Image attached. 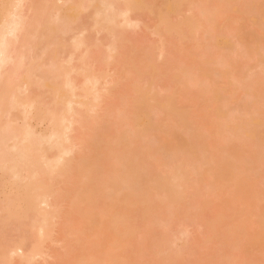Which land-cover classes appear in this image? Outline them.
<instances>
[{"label":"rangeland","instance_id":"rangeland-1","mask_svg":"<svg viewBox=\"0 0 264 264\" xmlns=\"http://www.w3.org/2000/svg\"><path fill=\"white\" fill-rule=\"evenodd\" d=\"M53 1L24 0L27 19L35 15L38 4L51 10ZM163 2L156 0L153 9L130 10L132 25L123 22L116 31L122 38H117L120 49L106 46L110 35L94 27L92 9L71 11L78 23L71 22L66 34L57 32L67 45L82 29L76 26H85V44L72 65L89 62L103 78L98 100L91 99L96 106L89 112L83 108L81 122L73 126L76 151L67 170L60 178L47 179L56 217L31 264H264V219L259 218L264 211V0H182L179 9L169 12L177 24L171 32L158 13L166 7ZM206 7L208 15L202 13ZM187 16L195 24L181 23ZM250 35L258 38L251 45ZM219 36L225 45L215 44ZM60 42L59 55L65 58L69 51ZM230 44L249 51L236 52ZM107 49L112 59H107ZM86 50L88 59L78 60ZM219 62L233 72L217 74ZM75 73L77 83H82L84 77ZM135 85L150 97L146 106L154 125L142 136L134 126L135 101L141 96ZM256 89L258 102L253 100ZM155 100L172 104L156 107ZM255 118L262 126L255 134H245ZM231 125L232 131L227 129ZM237 134L240 138L234 141ZM235 145L239 147L233 155ZM83 162L94 168L96 187L114 181L126 166L134 168L130 187L114 195L115 205L103 224L95 223L101 218L99 196L90 202L79 200L86 189V177L79 171ZM175 173L184 175L179 185L183 197L164 202L155 179ZM241 173L242 181L236 180L234 175ZM151 198L158 204L149 206ZM146 207L150 210L144 213ZM118 213L126 219L123 227L111 216ZM17 220L18 231L12 229L14 221L11 227L0 226L7 239L0 236V241L20 239L28 219ZM21 257L15 255L9 264H29Z\"/></svg>","mask_w":264,"mask_h":264},{"label":"bare ground","instance_id":"bare-ground-1","mask_svg":"<svg viewBox=\"0 0 264 264\" xmlns=\"http://www.w3.org/2000/svg\"><path fill=\"white\" fill-rule=\"evenodd\" d=\"M32 1L36 2V0ZM181 1L164 0L163 3L166 7L159 5L160 19L169 26L168 31L170 32L174 29L177 30V24L169 18V12L179 9ZM222 1L233 2V0ZM23 2L24 0H0V224L2 223L0 226L9 227V223L18 221L17 218L19 217H25L28 219L26 226H29L28 229L31 228V232L27 233L29 230L24 229L25 227L22 228L24 232L20 230L21 233L23 232L20 233V239L10 241V244L6 243L7 239L0 232L2 239L6 240L0 241V260L5 264L11 263L15 255L22 256L31 264L35 257L40 254L38 249L49 237L50 228L57 211L51 199V190L47 179L49 177V179L54 180L64 175L67 165L73 159L76 151V144L71 136L74 130L73 126L75 123L81 122L79 116H81L83 108L89 112L96 106L91 99L98 100L99 98L102 73L95 72V69L92 68L94 66H89V62L85 63L86 65L83 64L84 67L79 66L80 68L76 64L72 65L76 51L85 44L86 39L83 34L87 28L83 25H77L76 27H80V29L82 27V29L79 30L78 28L80 32L76 35L74 33V37L70 39L71 42L67 45H65L67 40L63 43V36H59L60 33L71 30L74 24L71 22L76 20L78 23L77 19L73 21V15H70V12L76 14L84 11V9H92L94 27L96 26L98 32L102 30L101 33L110 35L108 37L111 40L107 37L110 41L108 40L106 46L109 44V49L115 50L121 43L118 42V39L122 40V38H118L120 33L116 32L118 27L121 28L122 26L123 28V22L124 25L126 23L132 25L133 23L129 13L134 8L153 9L156 4V0H65V3L62 2L61 4L59 3L60 0H54L51 10L46 11L47 6L38 4V9H34L35 15L27 19ZM116 2L120 3L119 6ZM209 10L207 7L203 8L202 13L208 15ZM46 12L50 13L47 14ZM195 21L197 22V19ZM181 23L188 24V26L195 24L190 16L185 17ZM69 28L70 30H68ZM76 30L77 28L74 31ZM55 34H58V37ZM250 37L252 40L249 45L258 41L256 36L250 35ZM59 39H61L64 49L67 48L66 50L69 51L65 58L59 55L61 53L57 46L60 42H58ZM225 41L223 36H219L216 38L215 44L225 45ZM229 47L239 53L242 49L249 51V47L237 49L234 44H230ZM36 49H39L40 53H37ZM109 49H107L109 52L107 54L108 60L109 57L112 59V53ZM31 50H33V54ZM88 54L89 50L84 51L78 60H87ZM46 57L48 61L45 60L42 64L37 63V60L41 62ZM12 63H14L13 66ZM219 64L221 68L216 72L217 74L230 75L234 70L231 72L227 70L224 62H219ZM23 66L25 67L24 71L19 73ZM137 70L139 71V69ZM75 72L84 77L81 85L74 78ZM35 76H38V79ZM233 81L230 79V84H233ZM24 87L26 90L28 89L25 95L22 94L25 93ZM135 88L137 92H141V96L140 100L135 101L138 110L135 113L134 126L142 136V132L146 133V131L154 128L151 123L149 107L146 106V101L150 97H148L147 91L141 89L139 85H135ZM79 89H82V92H77ZM42 90L46 92H38ZM105 90L108 91L109 89L105 88ZM257 90L254 91L256 93V97L253 98L255 102L259 101L257 95L260 96V92H256ZM155 101L156 107L168 108L172 104V100L164 103ZM37 125L43 126L38 129ZM261 126V120L255 118L245 127L244 133L247 135L255 134ZM227 129L232 131L235 128L231 125ZM239 135H236L234 141H238ZM236 147L239 145H235L231 154H236ZM229 158L221 161L219 165L224 161L228 163ZM85 163L88 162H83L79 171L83 177H86V189L79 200L90 202L93 201V197L99 196L97 204L101 218L95 223L103 224L110 216L111 208L115 205L116 198L114 195H118L130 187L129 180L134 179V168L126 166L123 172L117 174L114 181L108 180L96 187L97 177L93 172L94 168L86 167ZM234 176H236V180L242 181V173ZM183 178L182 173H175L161 175L155 179L157 183L155 187L164 191L161 193L162 201L179 202L182 199V193L179 195V185ZM148 203L149 206L150 204H158L152 198L148 199ZM149 210L146 207L143 212ZM263 212L261 215L259 214V218L263 217L264 219ZM111 216L116 219L120 227L126 224V219L121 213ZM154 222L156 221L154 220ZM12 225L13 229L17 223ZM19 225H17L18 228H20ZM18 228H14V230L18 231ZM1 229L0 231H2ZM84 264L93 263L88 261Z\"/></svg>","mask_w":264,"mask_h":264}]
</instances>
